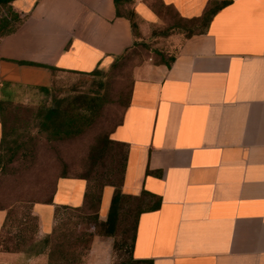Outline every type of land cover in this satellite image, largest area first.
<instances>
[{
	"label": "crops",
	"instance_id": "obj_1",
	"mask_svg": "<svg viewBox=\"0 0 264 264\" xmlns=\"http://www.w3.org/2000/svg\"><path fill=\"white\" fill-rule=\"evenodd\" d=\"M210 7L167 61L134 69L108 134L125 150L120 189L143 204L135 264H264V0H13L0 18L22 19L0 37L1 101L49 86L55 72L106 70L136 41L155 40L158 26L176 21L170 36H179L183 21ZM2 130L0 116V140ZM85 186L59 177L51 201L32 206L43 250L25 257L0 248V264H46L56 208L82 207ZM112 192L101 188L100 220ZM10 210L0 208V240ZM110 243L94 235L86 264H108Z\"/></svg>",
	"mask_w": 264,
	"mask_h": 264
},
{
	"label": "rangeland",
	"instance_id": "obj_2",
	"mask_svg": "<svg viewBox=\"0 0 264 264\" xmlns=\"http://www.w3.org/2000/svg\"><path fill=\"white\" fill-rule=\"evenodd\" d=\"M5 7L0 9V18L7 12ZM123 11L128 10L123 8ZM131 18L136 24L134 16ZM5 24L10 27L14 20ZM158 27L152 30L155 40L148 38L134 44L106 70L94 75L55 72L47 92L24 87L18 89L5 105L7 149L0 150V206L8 207L14 213L1 236V249L22 252L25 257L43 250L35 243L40 236L32 206L49 200L60 176L98 175L103 182L118 187L123 147L105 141L100 151L95 149L101 140H106L119 117L134 69L148 60L153 63L167 61L179 39L189 29H198L194 23L183 22L181 34L170 36L172 31L168 26ZM78 95L100 97L87 124L77 135L47 140L38 130L34 118L36 108L50 105L55 99L66 103ZM136 203L138 206V202L130 197L122 200L115 234L109 236L108 264H131L127 261V251ZM91 211L89 208L57 210L44 250L46 264H86L91 239L98 234L93 220L87 216L92 214Z\"/></svg>",
	"mask_w": 264,
	"mask_h": 264
},
{
	"label": "trees",
	"instance_id": "obj_3",
	"mask_svg": "<svg viewBox=\"0 0 264 264\" xmlns=\"http://www.w3.org/2000/svg\"><path fill=\"white\" fill-rule=\"evenodd\" d=\"M11 1L13 0H0V9L5 7ZM119 1L129 2L130 0H114V3H118ZM214 10H215V7L206 8L199 16L183 21V22H190V23H194L198 25V29L191 28L189 29L188 33L184 35L188 36L200 30L201 28H203ZM131 17H133V14L129 12L128 18L130 20V25H131L132 30L135 31L136 24L133 22V19ZM21 20L22 19H16L14 21V24L11 25L10 27H8V25L5 24L4 22L0 21V37L5 34L13 32L18 26V24L21 22ZM173 22H174L173 25L171 24L166 25L171 31L176 30V26H177L176 21H173ZM181 28H182V24L179 27V29L181 30ZM138 42L140 41H136L134 44ZM114 62L112 63V65L114 64ZM99 72L100 71L98 69H94L90 72H86L83 74L94 75ZM4 85H7V84L6 83L1 84V89L3 90L5 88ZM35 88H37L38 90H41L42 92H47L49 90L45 86H38ZM11 98H12L11 95L6 94L5 92L4 98H2L0 101V107H1L0 116H1V123H2V129H3L2 137L0 140V150L2 148L7 149V146H6L7 133L5 131L4 107L8 102L11 101ZM127 99H128V91H127L126 99H125V102L122 108L125 106ZM99 102H100V97L98 95H78L73 100H69L66 103H64L61 99H55L54 102L51 103L50 105L38 106L34 113V118H35L38 130L41 133H43L45 135V138L49 141L66 139L71 136L77 135L79 132L82 131L83 126L87 124L90 115L94 112ZM119 117H120V114H119ZM119 117L117 121L115 122V124L118 122ZM114 125L112 126V128L114 127ZM108 134H107L106 140L100 141L98 145V149H95V151H100L101 148H103V145H104L103 143H105V141L121 146L120 144L113 142L108 137ZM124 160H125V150H123L122 163L120 167L121 168L120 183L118 184L117 188L111 185V183L103 182L98 175H93L92 177H88L85 175L76 176V177L83 178L86 182L85 192H84V197H83V204H82V207H80L79 209L89 208L92 210L91 211L92 214L87 215V216L88 218H91L93 220L94 227L98 231V234L114 236L122 200H125L128 197L135 199V201L138 202V206L136 203V209H135V212L133 213L134 217H133V222H132L130 242H129L128 251H127V261L131 264H135L134 261L130 260V247H131V243H132L133 236H134L135 218L139 210L143 208V204L139 197L126 195L122 193L120 189L121 182H122V170H123ZM62 177H65V176L63 175ZM106 184L113 186V192H112L111 199L109 202L106 217L104 220H99L97 217L96 211H97L101 188L103 185H106ZM55 186H56V182L54 183L49 200L45 202L51 201L53 191L55 190ZM0 208H8V207L0 206ZM63 208L65 209L68 207H57L55 214L58 209H63ZM74 209H78V208H74Z\"/></svg>",
	"mask_w": 264,
	"mask_h": 264
}]
</instances>
